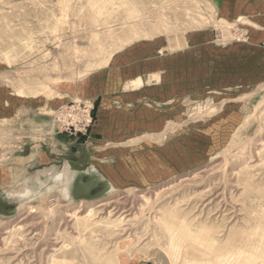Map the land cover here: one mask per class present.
Wrapping results in <instances>:
<instances>
[{
    "label": "rangeland",
    "instance_id": "374dc122",
    "mask_svg": "<svg viewBox=\"0 0 264 264\" xmlns=\"http://www.w3.org/2000/svg\"><path fill=\"white\" fill-rule=\"evenodd\" d=\"M0 264H264V0H0Z\"/></svg>",
    "mask_w": 264,
    "mask_h": 264
},
{
    "label": "bare ground",
    "instance_id": "6f19581e",
    "mask_svg": "<svg viewBox=\"0 0 264 264\" xmlns=\"http://www.w3.org/2000/svg\"><path fill=\"white\" fill-rule=\"evenodd\" d=\"M76 178V173L74 171L70 172V180Z\"/></svg>",
    "mask_w": 264,
    "mask_h": 264
}]
</instances>
